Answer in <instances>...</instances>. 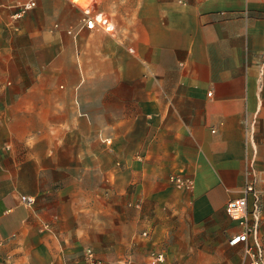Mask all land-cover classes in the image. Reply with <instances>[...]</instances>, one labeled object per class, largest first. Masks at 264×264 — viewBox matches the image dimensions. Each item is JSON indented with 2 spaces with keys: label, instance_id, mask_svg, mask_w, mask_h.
<instances>
[{
  "label": "crops",
  "instance_id": "1",
  "mask_svg": "<svg viewBox=\"0 0 264 264\" xmlns=\"http://www.w3.org/2000/svg\"><path fill=\"white\" fill-rule=\"evenodd\" d=\"M22 1L0 0V264H131L145 231L172 263L248 264L226 204L253 158L264 243V0H89L111 30Z\"/></svg>",
  "mask_w": 264,
  "mask_h": 264
},
{
  "label": "built area",
  "instance_id": "2",
  "mask_svg": "<svg viewBox=\"0 0 264 264\" xmlns=\"http://www.w3.org/2000/svg\"><path fill=\"white\" fill-rule=\"evenodd\" d=\"M83 10V24L88 29H96L98 27L111 30L112 23L109 18L101 13L95 11V1L89 0H72ZM37 5V0H25L12 6L14 12L12 18L20 20L24 18L32 9ZM171 181L181 189H191L193 182L181 175L171 176ZM258 182V170L255 166V160H249L243 189V196L237 199H231L226 204V211L231 218L237 220L243 227V230L232 236L229 239L231 246L242 244L243 247V263L248 264H264V243L259 235V227L257 215H254L255 222L251 223L248 213V197L252 194L255 198V209L259 208V193L256 189ZM20 201L27 205L32 206L36 203V197L33 195H21ZM256 213V212H255ZM43 229H50V225L44 224ZM149 233L145 231L143 236H148ZM1 245V243H0ZM83 258L87 264H106L96 251L92 248H86L83 252ZM166 259L164 250L154 249L149 254V261L152 264H160Z\"/></svg>",
  "mask_w": 264,
  "mask_h": 264
},
{
  "label": "rangeland",
  "instance_id": "3",
  "mask_svg": "<svg viewBox=\"0 0 264 264\" xmlns=\"http://www.w3.org/2000/svg\"><path fill=\"white\" fill-rule=\"evenodd\" d=\"M75 138V137H74ZM79 140H84V136L82 135H79L78 136ZM16 156L17 157H20L21 156V152H17L16 153ZM83 156V154H82ZM27 168H30L29 166ZM15 169H18V170H24L23 168H21L20 166H17V167H14V170ZM72 172V174H76V173H83L84 172V167L82 166H74L71 168V170L67 171V172H62L61 176L62 177H65L66 176V173H70ZM142 236V235H141ZM149 236V235H148ZM148 236L144 237L142 236L141 238V242L140 243H143V246L141 247V249L136 252V255L135 257H132V261H131V264H152L150 261H149V254L152 250H154L155 248H165L166 250L168 249V246H165V245H162V247L160 246H157V245H154L152 243H149L147 242V239ZM144 237V238H143ZM113 243H116V239L115 237L113 238ZM137 246V244H136ZM90 248V247H89ZM92 248H94L96 250V252L102 254L105 256V262L106 264H128V262H124V261H119L117 259V254H116V248L117 246L114 244V246H112V252L113 254H111L110 256H107V254L103 251H100V248L99 247H95V246H92ZM103 249H105L104 247H102ZM128 249L130 250V254H134L133 253V245L129 246ZM106 254V255H105ZM160 264H179L178 262H170L168 261V259L166 258L165 261H163L162 263Z\"/></svg>",
  "mask_w": 264,
  "mask_h": 264
}]
</instances>
